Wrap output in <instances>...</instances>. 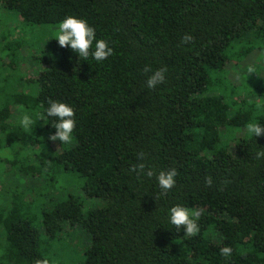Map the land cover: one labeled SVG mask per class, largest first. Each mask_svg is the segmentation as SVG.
I'll use <instances>...</instances> for the list:
<instances>
[{"label":"trees","instance_id":"trees-1","mask_svg":"<svg viewBox=\"0 0 264 264\" xmlns=\"http://www.w3.org/2000/svg\"><path fill=\"white\" fill-rule=\"evenodd\" d=\"M0 13L8 24L22 20L0 30L4 61L27 46L47 65L29 80L0 62V157L45 148L37 164L0 158L10 174L34 179L0 183V264H53L50 254L78 229L82 264H264V160L255 156L264 136L236 135L250 120L264 123L255 108L264 104V0H0ZM69 15L87 20L114 54L98 63L56 37L31 39ZM227 64L244 79L239 86ZM145 68H166V82L148 89ZM49 100L74 108L70 145L49 139ZM13 107L33 116L31 130L10 122ZM140 163L175 169L173 190L161 196L155 177L132 171ZM66 173L78 177L82 195L54 189ZM94 201L102 206L86 210ZM178 204L201 211L197 236L169 223Z\"/></svg>","mask_w":264,"mask_h":264},{"label":"clouds","instance_id":"clouds-1","mask_svg":"<svg viewBox=\"0 0 264 264\" xmlns=\"http://www.w3.org/2000/svg\"><path fill=\"white\" fill-rule=\"evenodd\" d=\"M55 37L60 47H69L80 58L87 61L91 57L98 63L103 62L114 54V49L110 46L108 40L98 38L96 29L87 20L74 15H69L59 22ZM192 39L190 34H186L182 42L190 44ZM144 71L150 73L146 82L148 89H156L166 82V68L155 71L145 68ZM248 73H256L255 64L248 66ZM255 108L258 112H264V104L257 103ZM46 116L52 118L53 122L51 124L55 128V133L49 139L59 141L65 146L72 144L76 127L74 108L67 102L49 100ZM35 123L36 120L33 116L28 114L23 115L19 120L20 127L25 131L31 130ZM243 133L254 138L264 136V123L250 120L244 125ZM255 156L257 160H264V151L256 152ZM138 159L143 160L144 154H138ZM132 171L150 179L155 177L161 196H165L172 191L177 183L178 173L175 169L161 170L157 173L153 169L147 168L144 163H140L134 166ZM211 183L212 180L209 178L207 184L210 186ZM201 215L200 210L189 209L179 204L168 210L169 223L176 229L182 228L185 237H195L200 233L199 218ZM220 255L226 259L229 258L232 255V248L230 246L222 247Z\"/></svg>","mask_w":264,"mask_h":264},{"label":"rangeland","instance_id":"rangeland-1","mask_svg":"<svg viewBox=\"0 0 264 264\" xmlns=\"http://www.w3.org/2000/svg\"><path fill=\"white\" fill-rule=\"evenodd\" d=\"M4 16L0 13V30L2 29V27H4V29L8 26L10 27L9 29H13L15 28V26L22 24V20L20 21V19L15 22V23H7V19H6V15ZM3 19V22H2ZM2 23V24H1ZM6 30V29H5ZM56 29L52 28V27H40V28H36L35 29V37L31 38L33 39V41L40 43V45H45L46 43H48V39H53L55 37V33H56ZM20 32V31H18ZM13 36L14 38L17 37H21V33H18ZM23 38V37H22ZM45 48V46H44ZM36 50L35 49H30L29 47H25L23 48L19 55L14 58L13 60L11 59H7L6 61H4V55H0V62L6 63V66L8 67L9 65H11V63L13 62V64L11 65L10 70L11 71H19L22 72V74H24L29 80H34L36 79L39 74L41 72H43L46 68L47 65L45 64H40L38 61L36 60H32V58H34L36 56ZM3 59V60H2ZM259 60H260V52L258 50H256L255 52H253L252 54H250L247 59H246V63L247 64H255L256 66L259 64ZM225 70L228 72V78L229 80L234 84L239 86L240 83H243L244 79L241 77L240 73L236 70L233 69L231 64H227L225 67ZM264 75V72L263 74ZM249 85V83H247ZM250 86V85H249ZM23 115V109L21 108H12L11 109V119L10 122H17L20 120V118ZM237 137H242L243 135H245L243 133V130L237 131ZM20 144H16L15 147H18ZM31 146V145H29ZM14 147V148H15ZM45 148L42 146L41 148L38 147H31L30 149L27 150H22L20 155H15V154H10L8 151L5 152L6 157L1 156L0 158L3 160H6L7 158H13V159H17L18 161L23 160V159H28V157L30 159L29 162L32 164H37L38 160L40 159L41 153L39 150H44ZM38 153L37 157L36 154ZM36 157V160H34ZM10 169V167H7L6 164L3 163V161H0V183L1 185H5L6 183H11V185L14 184H20V185H34L33 181V177H26L23 178L21 176H19L18 173L12 172V174H10V172H8V170ZM17 175V176H16ZM79 186H80V181L78 179V177L75 175H70L68 176V174H61L58 181L56 182L55 185V190H57V192H60L62 189L65 190L68 193H73V194H77V195H82V192L79 190ZM52 189V190H54ZM102 206V203L99 201H94L91 203H87L85 209H91L94 207H100ZM77 233L75 234V236L73 237L71 235V237H66V239H62V246L58 244V254H50V257H52L53 259H55L53 264H82V262L84 261V248H85V233L83 230H76ZM1 238V237H0ZM0 256H1V248H0ZM83 256V257H82Z\"/></svg>","mask_w":264,"mask_h":264}]
</instances>
